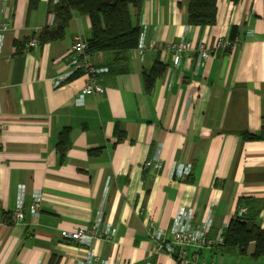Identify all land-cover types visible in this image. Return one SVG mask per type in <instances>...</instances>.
Instances as JSON below:
<instances>
[{
    "label": "crops",
    "instance_id": "obj_1",
    "mask_svg": "<svg viewBox=\"0 0 264 264\" xmlns=\"http://www.w3.org/2000/svg\"><path fill=\"white\" fill-rule=\"evenodd\" d=\"M50 3L39 0L29 10V0H0V264H48L53 257L57 264H80L88 256L177 264L158 248L154 229L170 240L174 216L191 210L194 228L210 213L207 237L215 238L241 197L261 201L256 223L264 230V140L239 136L258 133L264 116V0H216V22L204 28L188 24L189 0H145L138 21L144 55L129 52L123 73H98L103 93L81 102L84 72L75 71L58 87L53 81L69 71L76 37L89 38V19L74 15L62 39L28 47L53 26ZM235 37L233 50H217L201 63L190 57L175 66L164 48L190 38L210 50L216 41ZM156 58L166 69L147 94L142 74ZM88 59L106 68L110 55ZM116 128L125 133L120 141ZM65 129L68 149L59 164L57 144ZM155 156L161 168H145ZM176 164L190 165V175L172 179ZM19 187L25 210L16 221ZM36 193L42 201L33 217L28 206ZM99 211L101 230H113L109 240L84 245L62 236L90 227ZM254 251V242L244 255L205 247L197 259L264 264V256L252 257Z\"/></svg>",
    "mask_w": 264,
    "mask_h": 264
},
{
    "label": "trees",
    "instance_id": "obj_2",
    "mask_svg": "<svg viewBox=\"0 0 264 264\" xmlns=\"http://www.w3.org/2000/svg\"><path fill=\"white\" fill-rule=\"evenodd\" d=\"M145 0H59L49 4L48 13L54 15L52 27L45 28L39 38L40 44L62 39L72 16L87 17L90 22V35L85 40L87 54L107 53L110 62L107 71L123 73L127 71L128 54L138 50L142 39L139 25V13ZM238 0H233L237 2ZM39 0H29V10L36 8ZM134 11V17L131 13ZM216 22V0H189L188 24L196 27H210ZM166 67L155 59L150 69L143 72V85L148 94L155 81L162 77ZM68 130L60 134L57 144L58 162L62 164L68 149ZM115 135L120 141L125 137L123 131L116 128ZM243 141L264 140V116L258 133L242 132ZM262 203L259 200L241 197L237 201L236 212L223 232V243L216 248L235 251L244 255L249 243L254 242L255 251L252 257L264 256V230L257 225ZM245 213L240 214V209ZM48 264H57L53 257Z\"/></svg>",
    "mask_w": 264,
    "mask_h": 264
},
{
    "label": "built area",
    "instance_id": "obj_3",
    "mask_svg": "<svg viewBox=\"0 0 264 264\" xmlns=\"http://www.w3.org/2000/svg\"><path fill=\"white\" fill-rule=\"evenodd\" d=\"M59 0H52L53 4ZM54 15L49 13L48 23L53 24ZM7 25L3 24L1 30H6ZM239 43V38L218 40L212 49L206 47L204 42L195 44L190 38H182L178 42H170L165 45V50L173 54V63L175 66L181 65L183 60L196 57L197 63L214 56L217 50L231 51ZM38 44L37 38H33L28 43V47H34ZM151 46L154 43L150 44ZM71 56L67 66L69 71L64 75L57 77L53 81L54 87H58L61 82L70 77L75 71H82L87 75V82L80 92L78 102H81L85 95L89 94H102L103 88L97 84L96 75L101 72H106V68L94 67L88 59L87 45L86 42L77 36L71 47ZM146 51V45L143 38L139 45V54L144 55ZM152 168L153 171H158L161 168V162L158 157H153L152 160H148L145 163V168ZM191 173L190 165H174L172 168L171 178L172 179H185ZM23 188V187H22ZM22 188H18L16 207L13 212V218L16 221H21L24 217V197ZM42 198L39 193L34 194L33 200L28 206V212L31 216L37 217L40 210V203ZM245 208L240 209V214L245 213ZM102 212L99 211L93 224L90 227H76L73 231L63 232L64 238H69L73 242L78 244L88 245L94 238H103L109 240L113 235V230L107 225H104V229L101 230ZM192 211L191 210H179L174 216L169 234L172 236L170 240H167L166 233L162 229H154L152 237L157 241V246L166 255L170 256L175 260L177 264H205L204 262L198 261V252L209 247L211 249L216 248L223 243V232H219L215 238L207 237V230L211 225L210 213L206 216V219L201 226L194 228L191 224ZM80 264H120V263H109L102 261L93 256H88L86 261ZM149 264V263H147Z\"/></svg>",
    "mask_w": 264,
    "mask_h": 264
}]
</instances>
